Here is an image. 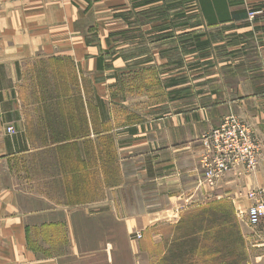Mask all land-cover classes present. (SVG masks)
<instances>
[{"label":"crops","instance_id":"0c3cea01","mask_svg":"<svg viewBox=\"0 0 264 264\" xmlns=\"http://www.w3.org/2000/svg\"><path fill=\"white\" fill-rule=\"evenodd\" d=\"M228 114L263 156L209 188L201 136ZM252 190L264 0H0V264H152L153 229Z\"/></svg>","mask_w":264,"mask_h":264},{"label":"rangeland","instance_id":"374dc122","mask_svg":"<svg viewBox=\"0 0 264 264\" xmlns=\"http://www.w3.org/2000/svg\"><path fill=\"white\" fill-rule=\"evenodd\" d=\"M189 239L196 244L180 245ZM141 251L138 258L152 264H264V220L251 225L248 210L237 212L229 201H216L159 225L142 238Z\"/></svg>","mask_w":264,"mask_h":264},{"label":"built area","instance_id":"2783aa9c","mask_svg":"<svg viewBox=\"0 0 264 264\" xmlns=\"http://www.w3.org/2000/svg\"><path fill=\"white\" fill-rule=\"evenodd\" d=\"M256 12H250L253 19ZM15 133V128H7ZM203 153L200 156L202 182L206 187H215L221 178L236 167L248 172L257 169L263 154L262 143L251 126L235 114L226 115L222 123L201 136ZM252 204L248 209V222L257 225L264 220V194L258 191L249 193ZM141 238V235H137Z\"/></svg>","mask_w":264,"mask_h":264},{"label":"trees","instance_id":"16d2710c","mask_svg":"<svg viewBox=\"0 0 264 264\" xmlns=\"http://www.w3.org/2000/svg\"><path fill=\"white\" fill-rule=\"evenodd\" d=\"M187 1H191V0H186L184 3H186ZM194 6H196V8H198L197 7V5H194ZM196 244V242H195V240H184V241H182V244H180L182 247L185 245H190V246H193V245H195ZM182 251V250H181ZM173 253H174V250L172 251Z\"/></svg>","mask_w":264,"mask_h":264}]
</instances>
